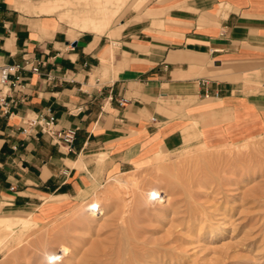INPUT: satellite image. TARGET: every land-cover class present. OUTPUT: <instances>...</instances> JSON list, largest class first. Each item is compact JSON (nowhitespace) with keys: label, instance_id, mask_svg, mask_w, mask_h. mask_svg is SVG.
Returning <instances> with one entry per match:
<instances>
[{"label":"crops","instance_id":"obj_1","mask_svg":"<svg viewBox=\"0 0 264 264\" xmlns=\"http://www.w3.org/2000/svg\"><path fill=\"white\" fill-rule=\"evenodd\" d=\"M104 2L0 0V63H28L0 105L2 215L49 221L109 172L264 128V0H121L114 16ZM48 114L75 129L71 150L21 132Z\"/></svg>","mask_w":264,"mask_h":264},{"label":"rangeland","instance_id":"obj_2","mask_svg":"<svg viewBox=\"0 0 264 264\" xmlns=\"http://www.w3.org/2000/svg\"><path fill=\"white\" fill-rule=\"evenodd\" d=\"M120 1L107 3L118 7L112 16ZM76 5L81 15L90 7L105 13L104 4ZM156 156L107 173L93 193L67 202L49 221L0 230V264H104L100 259L115 263L118 254L119 264H264V128L216 147L187 142ZM154 186L163 201L146 205L141 191ZM96 199L101 210L88 216ZM62 245L61 260L46 262L44 252L62 253Z\"/></svg>","mask_w":264,"mask_h":264},{"label":"built area","instance_id":"obj_3","mask_svg":"<svg viewBox=\"0 0 264 264\" xmlns=\"http://www.w3.org/2000/svg\"><path fill=\"white\" fill-rule=\"evenodd\" d=\"M21 64H2L0 63V105L4 112H7L8 102L6 101V92L10 87L19 85V76L17 71L27 66ZM32 71H38L37 65H31ZM14 76V78H12ZM123 99L119 103L123 104ZM33 129H37L41 133L49 135L56 143H63L68 150H71V145L75 136V129L73 128H58L56 117L53 114L47 116L37 115L28 118L21 128V132L29 134Z\"/></svg>","mask_w":264,"mask_h":264},{"label":"bare ground","instance_id":"obj_4","mask_svg":"<svg viewBox=\"0 0 264 264\" xmlns=\"http://www.w3.org/2000/svg\"><path fill=\"white\" fill-rule=\"evenodd\" d=\"M97 2L99 0H96ZM66 18L69 19L70 18V15L69 14H66ZM70 20V19H69ZM203 145V143H201ZM159 155L161 154H157L156 157H158ZM117 178V177H116ZM115 178V179H116ZM115 181H118L119 184H125L126 181L122 180V179H116ZM115 186V185H114ZM116 187V186H115ZM143 194L141 195L142 198L140 199L141 202L143 201L144 204L148 205V204H151L152 202L154 201H163V198L162 196L165 195L164 191L163 190H160L158 187L154 186V187H151L149 188L148 190H145V192L141 191ZM140 193V192H139ZM100 207V201L98 199L96 200H93L91 202L88 203V205L86 206L85 208V211L87 212V215L88 216H92V215H95L98 213V211H100L101 209L99 208ZM28 221H31V222H36L34 218H32L30 215H24V214H13V215H2L0 216V230H11L13 226L19 224V223H22L23 224H27ZM30 225V224H29ZM34 225V224H33ZM27 226V225H25ZM23 229V228H22ZM15 230V229H14ZM26 230V228L24 229ZM20 231V229H19ZM13 233V231L11 232ZM16 234V233H15ZM10 235V234H9ZM24 236V235H23ZM16 237V236H15ZM19 240V239H18ZM9 241V240H8ZM17 241V240H16ZM15 246V245H14ZM2 248V246H1ZM67 250V247L65 245H62L61 246V252L60 251H56V250H50V251H46L44 252V257L46 262H48V260L50 258H52V262H55V261H60L61 258L63 257V253ZM120 250V248H119ZM118 250V251H119ZM126 250V249H125ZM119 253V252H118ZM125 253V251H124ZM129 253V252H128ZM131 254V253H130ZM129 255V254H128ZM127 255V256H128ZM122 256V254H121ZM121 256H119V254L117 255L116 257V260H115V263L114 264H119L121 261H122V258ZM123 256L126 257V255L124 254ZM102 257V256H101ZM132 257V255H131ZM100 258V257H99ZM107 258V257H106ZM100 259L101 263H104V264H111L112 262L111 259L108 260V258L106 259ZM109 258H112L111 256ZM133 258V257H132ZM121 259V261H120ZM135 259V258H134ZM133 260V259H132ZM113 261V259H112ZM127 263V260L125 261ZM131 262V261H130ZM112 263V264H113ZM135 264V263H134Z\"/></svg>","mask_w":264,"mask_h":264},{"label":"water","instance_id":"obj_5","mask_svg":"<svg viewBox=\"0 0 264 264\" xmlns=\"http://www.w3.org/2000/svg\"><path fill=\"white\" fill-rule=\"evenodd\" d=\"M75 44V43H74Z\"/></svg>","mask_w":264,"mask_h":264}]
</instances>
